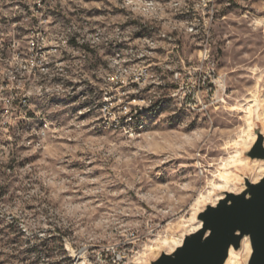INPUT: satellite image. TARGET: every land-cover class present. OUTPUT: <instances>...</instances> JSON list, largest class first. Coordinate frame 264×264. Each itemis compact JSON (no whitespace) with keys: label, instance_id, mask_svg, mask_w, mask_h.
<instances>
[{"label":"rangeland","instance_id":"374dc122","mask_svg":"<svg viewBox=\"0 0 264 264\" xmlns=\"http://www.w3.org/2000/svg\"><path fill=\"white\" fill-rule=\"evenodd\" d=\"M248 106L264 132V0H0V264H150Z\"/></svg>","mask_w":264,"mask_h":264},{"label":"water","instance_id":"95a60500","mask_svg":"<svg viewBox=\"0 0 264 264\" xmlns=\"http://www.w3.org/2000/svg\"><path fill=\"white\" fill-rule=\"evenodd\" d=\"M256 139L245 151L253 161H264V132L255 131ZM240 193H225L215 205H205L196 215L199 229L184 236L170 253L162 252L150 264H226L230 250L239 251L244 238L250 242L247 264H264V174L252 183L242 175Z\"/></svg>","mask_w":264,"mask_h":264},{"label":"bare ground","instance_id":"6f19581e","mask_svg":"<svg viewBox=\"0 0 264 264\" xmlns=\"http://www.w3.org/2000/svg\"><path fill=\"white\" fill-rule=\"evenodd\" d=\"M246 115H247V120H246L247 121V132L251 131V134L253 135V137L252 135H250V138H251L250 142L241 151H235L236 153H234V155L229 156V158L222 165L223 172L219 174L220 175L219 182L212 184L213 186H211L210 189L208 188L209 191L205 195H201L197 199L196 202L200 204L193 214L194 222L191 219L188 220L190 224L185 225L187 229L184 230V232L180 235L181 237L179 236L176 238V236L174 237L170 235H165L163 237H160L157 240L156 248L152 249L151 250L152 254L148 256L149 258H151V260L156 259L162 252L170 253L174 251L177 247L181 245L182 240L185 235L195 232L197 229H199L201 223L196 220V215L199 213V211L203 210L205 205H208V204L215 205L220 199L225 197V193L227 192L235 193V194L240 193L243 189V184H242L243 177L240 173L242 174L244 172L248 173L249 179L252 183L259 181V179L263 176L264 161L263 162L253 161L252 164H249L247 160L242 157L243 150L246 148L249 149V147L252 145V143L256 139V134L253 131L254 130V120H252V111L249 106L246 111ZM257 121H259L264 127V111L263 112L261 111V114H258ZM230 164H237L234 170H231L232 172L231 175H229V172L227 170V167ZM235 171L237 173H235ZM211 194L213 195V197H210ZM242 250L244 251V257H243L244 263L247 264L250 253H251L250 242L248 238L243 239ZM240 254H238L237 251H234L233 249H231L229 253V259L227 260L226 264H236ZM138 260H143V257L140 256Z\"/></svg>","mask_w":264,"mask_h":264},{"label":"built area","instance_id":"2783aa9c","mask_svg":"<svg viewBox=\"0 0 264 264\" xmlns=\"http://www.w3.org/2000/svg\"><path fill=\"white\" fill-rule=\"evenodd\" d=\"M119 257H117V258H119L120 260H122V259H124V256L123 255H118ZM119 260V261H120Z\"/></svg>","mask_w":264,"mask_h":264}]
</instances>
